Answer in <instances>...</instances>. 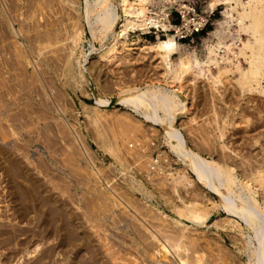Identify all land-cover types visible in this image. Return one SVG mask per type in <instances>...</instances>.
<instances>
[{
  "label": "bare ground",
  "instance_id": "obj_1",
  "mask_svg": "<svg viewBox=\"0 0 264 264\" xmlns=\"http://www.w3.org/2000/svg\"><path fill=\"white\" fill-rule=\"evenodd\" d=\"M14 1L16 2V0H14ZM56 1L59 2L61 0H56ZM63 1L65 4L67 3V5L69 3L73 4L72 6L75 8V11L78 10L79 4L77 1H79V0H62L61 3H63ZM162 1L169 4V5L171 4V6H175V8L179 11V13L181 14V22L179 24L172 23L169 20L168 7L164 6L163 8H160V9H154L153 7H151L152 0H83L82 17L84 19V22L87 24V26L89 28L88 32H90V39H89L90 46L88 49L89 52L95 50L99 53V57H100L99 60L100 59H102V61L107 60L108 62H112L113 64H119L120 62L126 63V64L132 63L137 59V57H141L142 59L145 58V59L153 60V71H147L143 77L138 76L140 78L135 79V80L133 79V81L132 80L128 81V80H125L123 78H119L116 81L115 85L117 87L116 88L117 89V97H116V100L114 102L120 103L122 105V107H124L127 110L134 113L136 116L141 118L142 121L148 123L149 126L151 127V129H161L162 130L161 138L163 140L162 142H164L166 144V147L168 148V153H166L165 150L156 149V152H155L156 156H154V155L149 153V151L151 150L149 148L147 152H144L141 155V157L143 156L144 164L141 167L140 173L143 175V177H145L146 182L152 186L151 190H148L147 188H143L140 180L137 179L136 176L132 175L133 172L131 173L128 170L127 166H124L122 169L127 170L128 174L130 175L129 182L131 181V183H132L131 188L133 190H138V192H142L143 194H146L148 197H153V196H155V194L153 192L154 189H157V190L163 189L162 191H164V188L168 186L171 190V191L169 190V192H172L171 196L174 197L173 200L177 199L172 204V207H173L172 209H173L174 215H169L167 213H164V211L161 210L158 206L151 204V203L149 204V205H152V209H153L152 212L159 219L158 223H156V220H155L156 224H154L153 221L151 222V220H150L151 215H148L149 219L146 216H138L137 220L139 222L137 221L136 224L132 223L133 224L132 225L130 222L127 223V224H131L132 225L131 227H134V224L137 225L138 230H136V228H135V230H136L135 234L138 231L139 235L141 233V235L145 236L144 239H142V241L139 240L137 242V244H136L137 246L133 249L135 251H130L131 249L126 250L127 248L125 249L126 251L124 250V248L120 249V251L124 250V253H125V255H124V253L121 252V255L123 253L124 256L127 255L126 257H129V259H130V260H128V261H130L129 263L124 262L125 261L124 258L126 259V257L123 258L121 255L120 256L118 255L119 254L118 249L116 250L118 253L115 252V250H114L115 248L113 247V245L116 243H114L112 245V242H110L112 246L110 245V243H108V240L110 238L109 239L107 238V237H109V236H106L107 232L104 234V232H103L104 230H103L102 232L104 235H102V236L98 235L97 239L99 241L102 240L100 242H102L101 245H104L105 249L104 248H102V249L105 250L106 259H109L108 262L111 261L110 263L114 262V264H236V262H238V261H239L238 264L239 263L241 264V262H242V264H264V142H262V141H264V140H262L263 138L260 139L258 136H253L252 142L247 141V142H249L248 144L252 143V145H258V147H256V146L255 147L257 148V151H258V149H260V153H261L260 158H259L260 154L258 153L259 154L258 158L256 157L254 160H250L247 158V156L246 157L244 156L245 154L242 155L239 152V150H237L238 147H236V146L234 147L233 145L232 146L228 145L224 142L223 137H224L225 131H223V126H221V128H220V125L219 126L216 125V127L215 126L214 127H215V130H217V132L214 130L216 132V135H215V138L213 140L215 141V139H216V140L220 141L219 144H217V146L219 145V147L221 149L219 147L218 148L220 149L221 153L223 150V153H222V155L220 154V158H214L212 156H205L197 148H193L192 146H190L189 143L187 142L185 136L182 134L180 128H178L177 125L175 124L176 118L179 116H185L188 122L196 123V117L193 114V110L189 107V101L188 100L191 99V96H190L191 94H190L189 90H190L191 85L194 86V84L198 80H200L201 78H204L207 81V84L209 85V90L211 91L210 92L211 94L213 92L218 93L217 90H218L219 86L223 83V80H226L228 85H230V87L237 92L239 97L243 96V95L245 97V94H247V93L249 94L250 92H254V93L257 92V94L261 93L264 95V0H208L206 6H207L209 11H214L218 6L222 7V11L220 13L221 18L216 21L215 27L212 28V30L208 31L207 35H209V38L205 39L204 55L202 58H199L197 56L195 50H192V51L191 50L190 51L181 50L182 44H181L180 39H181V37L187 35L190 32L198 31L200 28H202L204 26V24L206 23L208 18H206V16H204L202 14L196 13L194 8L190 4L188 2L185 3L183 0H162ZM31 3L35 4V1L31 2ZM31 3L29 2V4H31ZM39 3H40V1L38 0L37 4H39ZM29 4L27 3L28 6H29ZM40 4H43V3H40ZM40 4L38 5V7L36 5V7L39 8ZM31 5H30V7L32 8ZM43 6H44V4H43ZM64 6H66V5H64ZM67 7L68 6H66V7L61 6V8H67ZM9 8H10V5H9ZM9 8L5 4L2 5L0 8V13L3 16V19H5L3 21V23L5 22L4 26L1 28L2 29L4 27H5V29L7 28L9 30V32L12 33V35L17 38V44H21V42L19 40L21 30H16L14 28L13 21L9 15L10 14L9 11H11V13H12L13 10H9ZM74 8L71 7L72 10ZM40 9H41V7H40ZM29 10H30V8H29ZM40 12H42V10H40ZM191 12H192V14H190ZM18 13L20 14L21 11ZM49 22H47V23L50 25L51 23H49ZM232 23H233V29L231 32L230 31V25ZM2 25L3 24H1L0 26H2ZM43 27L45 28L46 26H43ZM39 29L36 30L34 28L33 30L38 31V33H39V31L43 32V33H39L38 36L40 35L41 38L43 37L44 39H47L49 37V35H52V34H50V32L54 33V30L50 31L49 29L48 30L44 29V31H43L42 27H41L42 30L41 29L39 30ZM151 29L155 30L154 31L155 37L153 40H148L146 37L143 36V34L148 33ZM22 30H24V29H22ZM135 31H140V33L137 34L136 37H134L130 41H128L127 40L128 39V33L129 32H135ZM36 33H35V35H37ZM184 33H185V35H183ZM82 35H83L82 29L80 27L75 26L73 31L65 37L69 41V43L71 44V45L69 44L70 45L69 50H67L68 47H66L67 52H69V53L73 52L75 46L82 39ZM3 37H5V36H3ZM52 37H53V35H52ZM28 38H30V37H28ZM31 38L33 40L39 41V42L45 41V40H43V38L41 39L40 37L38 39H34L37 37L33 38V36H31ZM51 39L52 38H50V40H48V44H49V41H51ZM93 39L98 40L99 47L93 46V44H92ZM13 40H15V39H13ZM56 40L58 41V39H56ZM52 41H53V39H52ZM59 41H60V39H59ZM30 43H33V42H31V40H30L29 44ZM45 43H47V41ZM62 44H64V42H62ZM65 44H66V41H65ZM45 47H48L47 44H46V46H42V47L38 46L37 50L35 49L36 51L32 50V51H34L33 53H35V54L32 55V57H31L30 54L27 53V55H25V53L28 52L29 49H32V48L28 45H23L22 49H25V52L23 51L22 54L24 56L25 64L26 65L27 64L32 65L36 70L37 66L38 65L40 66V64H38V61H39V63H40V61L44 62V61H42V59H39V56L41 54L42 49ZM19 49H21V48L19 47ZM22 49H21V51H22ZM220 49L223 50L221 54L218 53V51ZM123 52H125L126 54H123ZM80 53H82V52H80ZM88 54L89 53L83 52L80 55V59H76L74 64H76V66L79 70V73L82 76L81 79H84L86 82H90V84L92 86V93L91 94L93 96L94 102H93V104H91L90 108L94 109V111L96 112V114L98 116H102V114H104V113H102L101 111H103V112L105 111L102 108H107V107L111 106V102H110L108 96H106L105 94L99 93L95 90L93 77L89 73L88 66H86V63L88 62ZM66 55H67V53H66ZM22 59H21V61H23ZM240 59H243L245 61V64H246L245 66H241ZM64 61H65V59H64ZM49 62H50V60H49ZM220 62H222L223 65L218 66L216 71L213 73L210 69L211 65L217 66L218 63H220ZM47 63H48V61H47ZM70 63L71 62H68L66 64H70ZM23 65H24V63H23ZM26 65H24V67ZM65 66L67 69L68 65H65ZM62 68H63V66H62ZM36 73L38 74V72H36ZM133 73L135 74V72H133ZM134 74L131 76H134ZM53 75H54V73H53ZM139 82L143 83V85H138ZM74 83L76 84V82H74ZM58 93H59V95H61V93H63V92H61V93L58 92ZM231 93H233V92L230 91V95H231ZM237 94H236V97H238ZM62 95H61V97H62ZM213 96L214 95L212 94L211 95L212 102L214 101ZM231 96L233 97V95H231ZM54 97H56V96H54ZM246 100H248V99H246ZM29 101H30V99H29ZM235 101H236V99H235ZM238 101H239V104L241 105V103H240L241 101L237 100V102ZM10 102H12V101H10ZM14 102L15 101H13V103ZM13 103H12V105L15 104V103L14 104ZM29 103H31V102H29ZM29 103L27 105H29L31 107V105ZM49 103H47V104L49 105ZM53 103H55V102H53ZM42 105H44V104H42ZM213 105H214V103H213ZM229 105H231V104H229ZM232 105H233V102H232ZM232 105H231V107L228 106L229 109L227 110V113H230L231 115L229 114V116H231V117H229L228 115H224V119L227 118V116L229 119H228V121H226L227 119H225V121H223V124H230L231 126L233 125L232 128H234L235 126L237 128L239 126L240 130L243 133L245 132L244 135H246L247 130H248V132H249V130H252L253 128L255 130V126L256 127L258 126L256 124L259 122H257V123L254 122V123H256L254 126V123L252 124L253 120H255V121L262 120L264 123V115H261V112H264V111L258 109V107H256L254 109V110H256V109L258 110V115H257V117H255V119L252 120L253 117H250L248 115L249 113L246 112L252 108L251 105H250L251 107H249L247 105L250 109H248L246 111H244L245 109L241 108V106H240L241 109H239L238 103L234 104L233 106ZM35 106H36V104H35ZM37 106H36V109H37ZM59 106H57V108H60ZM247 106H246V108H247ZM33 107H34V105H33ZM49 107L50 106H47V108L50 110L51 108H49ZM237 107L239 110H237ZM253 108H254V106H253ZM36 109H32L31 110L32 112L29 111V109H25V110H28L32 114L33 111H37ZM62 109H64V108H62ZM7 110H10V109L7 108ZM16 110L18 111V108H16ZM1 111H3V113H4V110L1 109ZM41 111H40V113L34 112L35 115H37V113L40 114V117L38 116L39 119L44 118V117H41V116H43V114L41 115ZM59 111H61V110L59 109ZM55 112H56V110H55ZM57 112H58V109H57ZM61 112L63 113V111H61ZM77 112L79 113V111H77ZM15 113H17V112L15 111ZM21 113H23V112H21ZM254 113L257 114V111H255V112L253 111V114ZM11 114H13V113H11ZM18 114L19 113H17L16 116ZM0 115H2V113H0ZM21 115H23V114H21ZM29 115H30V113H29ZM97 115H95V116L97 117ZM215 115H216V113H215ZM10 116L12 118L13 117L16 118L15 115H10ZM20 116H19V118L17 117V122L18 121L21 122V119L27 122V120L23 119L24 117H20ZM50 116H52V115H50ZM50 116L49 117L47 116V118H50L49 121L52 118ZM251 116H253V115L251 114ZM3 117H5V116H3ZM6 117H7V115H6ZM11 117H10V119H11ZM38 117L36 119L34 118L35 123H37L36 120L38 119ZM235 117H236V119H235ZM47 118H45V119L48 121ZM41 119H40V121H41ZM59 119L61 121V118H59ZM0 120H1V118H0ZM10 121H12V119ZM28 121H30V120H28ZM44 121L45 120L43 119V122ZM17 122L15 121L14 124H13V122L11 124L16 128H7L8 130H11L12 134H14V135H15V133H17V131L20 130V129L18 130V128L20 126L18 127L17 126L18 124L17 125L15 124ZM48 122L46 123L47 125H48ZM61 122L65 123V125L69 129L67 127L66 128L71 133V134L68 133V134H70L69 136L73 137V138L71 137L72 141H70L69 137H68L69 140L66 139L67 137L65 139L70 141L71 142L70 144H73V142H74L73 146L75 145V141H76V144L78 146V147L77 146L76 147L79 148L84 153V155L80 151H78L79 149H76V147L74 146L76 151L78 152L79 155L81 153L82 154L81 156L83 158L86 157V160H84L83 158L82 159L90 167V169H89L90 172H89V170H87V168H85V169L83 168V169L87 171V174L88 173H94L93 175L96 174L98 177L97 182L101 181L99 174H98V172H99V170L97 169L98 167L96 168L97 165L95 166L94 162L90 159V157H92V155L89 154L90 156H87L88 154H86V153H88L87 151H89V149H88V147L85 146L86 144H83V140H82V138H81V136L77 130L78 128L76 129L73 126L74 123H71L66 118H62ZM8 123L9 122H7V124ZM24 123L25 122H23V124ZM35 123H33V124H35ZM206 123H208V122H206ZM26 124H29V123L27 122ZM33 124H31V125H33ZM51 124L49 126H52ZM0 125H1V123H0ZM61 125H63V124L60 123V127H64ZM1 126H3V125H1ZM8 126L10 127V125H8ZM13 126H11V127H13ZM29 126H30V124H29ZM49 126H47V127H49ZM58 128L56 127L55 129L57 130ZM61 129L62 128H60L58 130H61ZM15 130H17V131H15ZM49 130H50V128H49ZM240 130L238 132H240ZM30 131H32V130H30ZM37 131H39V130H37ZM43 131L45 132V130H43ZM61 131H63V129ZM69 131H67V132H69ZM35 132H36V130H35ZM44 132H42V134ZM51 132H54V131L52 130ZM64 132L65 131L62 132V135L67 133V132H65V133ZM215 132H214V134H215ZM6 133H7V131H6ZM9 133L10 132L8 131V135H9ZM46 133L47 132H45V134ZM58 133H61V132L59 131ZM212 133H211V135H212ZM18 134H19V132H18ZM24 134H26V133H24ZM36 134H37V136L40 135V134L38 135V133H36ZM36 134H35L34 138L37 139ZM45 134H43V136ZM49 134H50V132H49ZM49 134H47L46 136H48ZM142 134H143V132H142ZM252 134H251V136H252ZM0 135L2 137L4 136L1 134V129H0ZM33 135L34 134L32 132V136ZM52 135L54 136V134H52ZM55 135H56V133H55ZM240 135H243V134L241 133ZM16 136H17V134H16ZM40 136H42V135H40ZM46 136H44V137H46ZM56 136H58V135H56ZM95 136H97V135H95ZM233 136L236 137L235 135H233ZM142 137H145V136H142ZM234 137H233V139H234ZM17 138L19 139V137H17ZM24 138L26 139V137H24ZM62 138H63V136H62ZM98 138L95 140H99ZM28 139H26L27 142H28ZM36 139L34 141H37ZM38 139H39V137H38ZM259 139L261 140V142ZM26 140H24V141H26ZM50 140H52V139H50ZM73 140H75V141H73ZM240 140H241V138H240ZM245 140H247V138L245 139V137H244V141ZM99 141H102V140L100 139ZM11 142H9V143H11ZM52 142H54V141L52 140ZM59 142H60V140H59ZM64 142H66V141H64ZM42 143H43V146L47 145V144H45V141ZM42 143H41V145H42ZM46 143L49 144V142H46ZM101 143L102 142H97V144L100 147H104V144L103 143L101 144ZM235 143L236 142L234 140V144ZM241 143H243V140ZM245 143H246V141H245ZM6 144H8V142ZM15 144L14 145L11 144L13 148L10 147V148H12L10 152H12V150L15 149L14 147L17 148L18 143L16 144L17 146ZM22 144L23 143H21L20 146H22ZM58 144H59V146H61L60 143H58ZM229 144H231V143H229ZM52 145H53V143H52ZM55 145H57L56 141H55ZM236 145H239V143ZM252 145H251V147H253ZM33 147H35V146H33ZM55 147H57V146H55ZM242 147L243 146H241V148ZM21 148H17V149L21 150ZM45 148H48V146H45ZM70 148H71V146H70ZM32 149L28 148V152L30 150L32 152L35 151L34 148H32ZM50 149H51V147H50ZM55 149H57V151H58V148H55ZM59 149H60V147H59ZM62 149H64V148H62ZM72 149H73V147H72ZM75 149H74V151H75ZM47 150H49V148ZM51 150L54 153V148ZM26 151H27V149H25L24 153H27ZM19 152H23V151L21 150ZM50 152H49V154H50ZM241 152H243V149ZM12 153H10L11 154L10 155V154H8V151H6L5 147H3V146H2V148L0 147V158L2 156L4 157V155H5V157H7L9 155L8 157H10V158L14 154L16 155V157L18 156L15 153V151ZM35 153L38 154V152H35ZM252 154H254V153H252ZM252 154L249 153L248 157L251 158V156H253ZM255 154L256 155H254V156L258 155L257 152ZM23 156H27V155L25 154ZM34 156H35V154H34ZM81 156H79V157H81ZM16 157H14V158H16ZM31 157H32V155H31ZM50 157H48V158H50ZM87 157H88V159H87ZM36 158H37V155H36ZM6 159L7 160H5V161L3 160V161L4 162L8 161V158H6ZM17 160H19V159H16V161ZM22 160H24V159H22ZM22 160H21V162H23ZM25 160H27V158ZM28 160H29V158H28ZM42 160H43V158H42ZM51 160H53V159H51ZM34 161H35V159H34ZM38 161L36 159V162L34 164H37ZM14 162L15 161H13V163ZM21 162H18V163H21ZM174 162H178L179 166L174 167L173 166ZM7 163H9V162H6V164ZM11 163H12V161H11ZM23 163L25 165V162H23ZM30 163H29V166H28V163H26L27 166L23 165L24 168L25 167L26 168L29 167V168H27V170H25L26 169L25 168L23 171L22 170L23 167H22L21 170L24 173L22 175L20 174V172H21L20 169H19L20 171L17 170L19 172L17 174V171H16L17 166L15 165L16 167H13V170H12V171H14L12 173L14 176L13 177L14 180L12 179V177L9 178V179H11V182L14 181L12 183L10 182V184H12V185L11 186L9 185V186L12 189L10 192L14 195L12 197L15 198V199L13 198V200L17 201V203L15 205H12L13 207L14 206L16 207V205H17V207L15 209L13 208V210H15V213L18 212V217H20V219H22L20 221H23V219L27 220L28 218H26V215H28V214L30 215V213H35L34 217L36 218V216H37L36 220H38L39 222L41 221V224L43 225L42 229L44 230V233L40 232V233H42L41 235H43V236L46 235V236H48L49 239H50V236H54V235L57 236V234H54L57 230H59V234H60L61 230L59 228L64 226V229L66 228L65 230L68 229V235L69 236L68 235L66 236L65 234H60V236H61L60 241L62 243L66 242L64 244H62L61 242L60 243L64 246L66 245L67 247H69L68 249L71 251V253H73L72 256H67L65 254L67 256V258L69 257V259L67 260L69 262H67V263H69V264H104L103 262L101 263V261L103 259L101 260V257H99V252H98L99 247H97V249H96L93 246V245H97V244L92 243V242H94V240L92 241V239H91V236H93V235L91 233H90L91 234L90 235L88 232L85 235L84 234L81 235L84 232V229L82 227L83 231L79 232V233H81L79 236L78 231L76 229H78L80 227L78 225L81 224V222L79 223L77 220V222H78L77 223V222H75L76 220L75 221L73 220L74 218L72 219L70 214L74 213V212H72L73 210H69V211H71V213L69 212V216L67 213L68 217L65 216V220L61 219L59 226H57L56 223H58V222H56L55 219H57L61 215H59L58 217L56 216L57 218H55L54 217L55 215H53V213L55 214L56 211L57 212L60 211L58 208L63 209V208H61L62 203H59L58 204L59 206H57V203H56L58 201L57 197H55L56 199L54 198L56 191L54 193V191L52 190V194H54L53 197L48 196L46 198V196L44 195L46 191H47L46 195L48 194V192L50 193V191H51L50 188L53 186V184L55 182L52 184V186L50 183L52 182V180L54 181L56 179V178L55 179L53 178L50 180V178L55 177V174L53 173L52 175H54V176H51V177L49 175L48 179H45L46 176L44 179H42V182L44 180L50 181V183H47V185L48 184L50 185V187L48 186L50 191L47 190L48 187L46 186V188L44 187L46 191L45 192H44V190L42 191V192H44V194H43L42 192H40L41 190L39 191V187L41 186L40 185L41 183L39 184L40 180L37 182L35 179L36 175L38 178L40 176V174L38 173L39 174L38 175L36 171L33 173H32V171H30V172L28 171V169H31V167H33V166H30L31 165ZM40 163H42V161H40L38 164L40 165ZM15 164H16V162H15ZM22 164H19V167ZM38 164L36 166L34 165L35 168L37 166H39ZM46 164H42V166L45 165L47 167L48 165H46ZM120 164H121V162H120ZM10 166H14V165L10 164ZM45 166H43V168L42 167H40V168L44 169ZM4 167H6V166H4ZM3 169H5V170H3L4 172H7V170H8L7 168H3ZM10 169L11 168H9L8 172H10ZM44 170L46 171L47 169H44ZM64 170H66V169H64ZM15 171H16V173H15ZM37 171H40V170H37ZM42 172H43V170L40 173H42ZM34 173L36 174L35 177L33 176ZM12 174H10V175H12ZM66 175H67V173H66ZM96 175L94 176V178L92 177V180L96 179ZM20 177L22 179H24V181L22 179H20ZM62 178L63 177H61V179ZM39 179H41V178H39ZM61 179H59V180H61ZM80 179L83 180V178H80ZM63 180H64V178H63ZM63 180H61V181H63ZM82 180H80V181H82ZM46 181H44L45 183L44 182L42 183L43 184L42 186H44V184L46 185ZM74 181H76V180H74ZM64 182H65V180H64ZM76 182L78 183L79 180ZM92 182H94V181H92ZM56 183L53 186L54 188H52L54 190H55V187L57 189V187L59 186V185L56 186ZM104 183H106V185H107V181L104 180ZM57 184H59V183H57ZM64 184L65 183H63L62 185H64ZM79 184L82 185V183H79ZM84 184L85 183L83 182V185ZM88 184H89V182H88ZM88 184H87V186H88ZM161 184L162 185L165 184V187L163 185L162 187H164V188H162V187L158 188V185L160 186ZM62 185H61V188L58 187L61 190L64 188V186H62ZM69 185H71V184H69ZM71 186L73 187V185H71ZM71 186H69V187H71ZM85 186L86 185H84V187ZM69 187H65V188H69ZM107 188L109 191L108 190L106 191V193H108L106 195L110 196V199H111L110 201H108V203L112 201L111 204L113 203L114 206L118 207L119 205H121L120 206L121 209L123 208V209H125V211L131 210V207L129 206V204L127 202H125L123 199H121L119 195H117L118 192L115 191V188L113 186H111V183H110V186ZM40 189H43V188L40 187ZM69 189H71V188H69ZM89 189H91L92 191H95L96 187H95V189L94 188H89ZM168 189L165 188L166 191H168ZM86 191H88V190H86ZM98 191H99V189L97 190V192ZM162 191H161V193H162ZM62 192H63V190H62ZM64 192L66 194H71V193H69V191L67 193V190ZM73 192H75V191H73ZM79 192H80V190H79ZM99 192L103 195V193L105 191L101 192V190H100ZM57 193H59V192L57 191ZM57 193H56V195H57ZM93 193L97 195V193L92 192V194ZM100 193H98V195ZM59 194H58V196H59ZM83 194L84 193L82 192V195ZM73 195L75 196V193H73L71 195V197H73ZM103 196H102L103 198L106 197L105 193ZM160 196H163V195L161 194ZM49 197L51 198V200L53 198L55 199V200H53V203L49 202V199H50ZM64 197L65 196H63V198ZM75 197L73 199H75ZM80 197L82 198V196H80ZM102 197L100 198L101 202H102ZM61 198L62 197H60V199ZM65 198L67 199V197H65ZM97 198H98V196H97ZM107 198H109V197H106V199ZM70 199H72V198H69L68 200H70ZM86 199L89 202L90 197L89 198L87 197L84 200H86ZM100 199H99V202H100ZM166 199H164V200H166ZM169 199H170V197H169ZM65 200L63 199V201H61V202H63L64 206H65V203H64ZM78 200H83V198L78 199ZM94 200H95V198H94ZM71 202L74 203L75 201L73 202V200H72ZM78 202H83V201H78ZM104 202L105 201L103 200V203ZM6 203H8V202H6ZM103 203L99 207L107 204L106 202H105L106 204H103ZM166 203H168V202H166ZM66 204H68L67 201H66ZM97 204H99V203H97ZM111 204L109 203L106 206L111 205ZM169 204H170V202H169ZM74 205H76V204H74ZM84 205H86V204L84 203ZM68 206L66 205L65 207H68ZM108 207H110V206H108ZM120 207H119V209H120ZM87 208L91 209V211L94 212V210H92V208L88 207V205H87ZM103 208H104V206H103ZM114 208H116V207H114ZM210 208H215L217 211L216 213L218 214L217 217H215L212 220H210V217L212 215L209 211ZM75 209H77V208H75ZM83 209L88 210V209H85L84 207H83ZM121 209H120V211H121ZM97 210H98V212H100V210L98 208H97ZM97 210H96L95 214L98 213ZM103 210H102V212L106 211V209H105V211H103ZM128 211H126V212H128ZM62 212H64V211H62ZM62 212L60 211V213L63 215ZM76 212H77V210H75V216L79 214V213L76 214ZM84 212H86V211H84ZM102 212H100V213H102ZM123 212H124V210H123ZM15 213H12V216ZM65 213H66V211H65ZM91 213L89 214V216L95 217L94 213H92V215H91ZM82 214H83V212H82ZM119 214H121V213H119ZM57 215H58V213H57ZM121 215H120V217H122L121 218L122 222H125V220L123 221V219H125V217L121 216ZM7 216H9V215H7ZM80 216L82 218V215H80ZM83 216L86 219L88 218L87 215L85 217V214ZM15 217H17V216H15ZM79 217H76V218H79ZM106 217L108 218L110 216H106ZM152 217H154V215ZM0 218L4 219L2 217V215ZM12 218H10V219H12ZM30 218H33V217H30ZM95 218H93V219H95ZM5 219L7 220L6 217H5ZM68 219H69V221H68ZM113 219L116 220V222H117V219H115V218H113ZM153 219H155V218H153ZM85 220H82V223ZM90 220H91V218L88 221L86 220L87 222L85 221L87 224L85 222L84 223L86 225H89L90 223L88 224V222H90ZM100 220H101V218L99 220H97V225H96V222H94L96 226H99L98 224H100V223H98V221H100ZM162 220L164 222H161ZM33 221H35V220H33ZM57 221H58V219H57ZM94 221H96V220H94ZM106 221H107V219H106ZM106 221H105V223H107ZM16 222H18V221H16ZM109 222H111V221H109ZM126 222L124 223L125 225H126ZM2 223H4L3 225H5L4 221ZM8 223H9V221H8ZM34 223L36 224L37 221ZM94 223H91L92 225H90V226H92V228H96L95 225L93 226ZM102 223L103 222H101V224ZM105 223H104V226L106 225ZM111 223H108V224H111ZM117 223H120V222L118 221ZM0 224H1V221H0ZM25 224H27V223L25 222ZM31 224H33V223H31ZM138 224H139V226H138ZM165 225L168 227V229H166L167 227ZM36 226H37V224L35 225V227ZM38 226H39V224H38ZM81 226H82V224H81ZM111 226L113 227V225H111ZM163 226L166 228H164ZM28 227L31 228L32 226L29 224ZM28 227H27V229H30ZM106 227H107V225H106ZM106 227H102V228H106ZM138 227H140V228H138ZM203 227H207V228L212 227L217 231L219 229H221V230L227 229L228 227L230 229H232L233 232H232V234H229V235L233 237L234 243L238 244V246L240 247L238 252L235 253L232 250L226 248L225 244L223 243V239H220L221 235L218 234L220 237H214L213 238L214 240L210 237V239L215 241L216 244L218 243L217 244L218 248L214 245L215 242L213 243V241H211L213 244H209V245L215 246V248H213L215 252L213 251V249L210 246L208 248L205 247L206 249L211 248V252L213 251V253H214L213 259H212V255H211V260H210V257L208 259L207 257L210 256L211 253L208 250L206 251V249L203 247V245H205V244L208 245V242H209L208 238L207 239L205 238L206 233H204L203 230H201ZM0 228H2V227L0 226ZM32 228H34V226ZM32 228H31V233H33V231H35V228L34 229H32ZM16 229L14 227L13 230H16ZM22 229H23V227H22ZM22 229H21V231H22ZM24 229H26V228H24ZM71 229H73V231ZM98 229H99V227H98ZM115 229H116V227H115ZM131 229H133V228H131ZM199 229H200V231H199ZM9 230L11 231V229H9ZM9 230L8 231L5 230V231L9 233ZM5 231L0 229V233H2L1 235H3V233H6ZM63 231L64 230H62L61 233H64ZM86 231H88V230H86ZM98 231H100V230H98ZM107 231H108V228H107ZM132 231L134 232V230H132ZM197 231H199V232H197ZM204 231H206V230H204ZM22 232L19 231L20 234ZM8 233H7V235H9ZM16 233H18V232H16ZM37 233H39V232H37ZM92 233L94 234L93 229H92ZM96 233L98 234L99 232H96ZM229 233H230V231H229ZM126 234H124V235L127 237L128 235H126ZM22 235H23V233H22ZM24 235L27 236L28 234L27 235L24 234ZM34 235H33L34 237L40 236L38 234L36 235V233H34ZM139 235H137V236H139ZM225 235H226V233H225ZM229 235L227 237L230 238ZM29 236H31V235H29ZM60 236H59V238H60ZM213 236H214V234H213ZM5 237H7V236H5ZM16 237H18V236L16 235ZM1 238H3V237H1ZM1 238H0V240L2 242L5 238H3V240ZM9 238L12 239L11 236ZM28 238H30V237H28ZM52 238L53 237H51V241L53 242L54 240H52ZM121 238H123V237H121ZM136 238H139V237H136ZM141 238H142V236H141ZM202 238L204 240L206 239L208 242H206V240H205L206 243L204 242L205 244H203L202 243L203 241L200 242V240ZM11 239H9V240L11 241ZM15 239L17 240V238H15ZM20 239H22V237H20ZM34 239H37V238H34ZM46 239H47V237H46ZM49 239H47V240H49ZM130 240H132V239H130ZM143 240H145V241H143ZM10 241H7V243L9 242V244H10ZM19 241H22V240H19ZM30 241H31V239H30ZM34 241H32V242H34ZM3 242H6V240ZM117 242H119V241H117ZM121 242H123V241H121ZM19 243L20 242H18L17 244H19ZM26 243H24V241H23L20 244L25 245ZM29 243L30 242H28L27 244L31 245ZM45 243H46V240H45ZM4 244H6V243H4ZM40 244H42V243H40ZM40 244H39V242L36 243L35 246L33 247V249L30 247L31 250L30 249L29 250L24 249L22 254H20L22 251L19 252L20 248L18 246L17 250H19V251L17 252V254L14 252L15 255L13 254L12 258L8 257V258H10V260H9V262H7L8 261V259H7V261H5V263L7 262V264H19L22 256H24L25 254L26 255L31 254V253L34 254V252L39 250L38 248L40 247ZM61 244H59V245H61ZM141 244H142V246H140ZM14 245H16V243ZM44 245L45 244H43V246ZM50 245H51V243H50ZM62 245L60 247H63ZM123 245L125 246V244H123ZM128 245H129V243H128ZM57 246H55V247H57ZM51 247L53 248V243H52ZM60 247H59V250H60ZM115 247L117 248L118 246H115ZM121 247H123V246L121 245ZM41 248H42V246L40 247V249ZM63 248H65V247H63ZM43 249H42V251H45V249L44 250ZM50 249H48V250H50ZM12 250H13V248H12ZM14 250H15V247H14ZM48 250H46V252H48ZM64 250L67 251V248ZM104 250H102V251H104ZM39 251H41V250H39ZM61 251L64 253L63 250H61ZM55 252H56V250H55ZM57 252H58V250H57ZM207 252H209L210 254H207ZM60 253H59V255H60ZM100 253H102V252H100ZM9 254H10V252H9ZM9 254H7V255L9 256ZM36 254H38V253H35V255ZM44 254H45V252H40V255L39 256L36 255V256H37V258L39 257L40 259H42L45 256ZM67 254H69V251ZM48 255L50 257L51 254H49V252H48ZM242 255L245 257V259H242ZM31 256H33V255H31ZM46 256H45V258H47ZM51 256H53V255H51ZM62 256H63V254H62ZM66 256H65V258H66ZM23 258H25V256ZM37 258L35 257V259H37ZM35 259H34V262H35ZM44 259H42V260H44ZM22 261H21V263H22ZM38 263H39V261H38ZM46 263H48V262H46ZM67 263H65V264H67ZM42 264H45V262L44 263L42 262ZM60 264H61V262H60Z\"/></svg>",
  "mask_w": 264,
  "mask_h": 264
},
{
  "label": "rangeland",
  "instance_id": "obj_2",
  "mask_svg": "<svg viewBox=\"0 0 264 264\" xmlns=\"http://www.w3.org/2000/svg\"><path fill=\"white\" fill-rule=\"evenodd\" d=\"M0 1H1L0 2V8L4 4L7 5L8 8H9V5H10L9 10H13V11H12V13H11V11H9V13H10L9 15H10V18L12 19V21H13V26H14V28L16 30H21V34H20V37H19V40H20L21 44H17V38L15 36H13L12 33H10L7 28L6 29H5V27L3 29L1 28V27L4 26L5 22L3 23V21L5 19H3V16L0 13V16H1L0 17V25L3 24L2 26H0V28H1L0 29V35H1L0 36V113H2V115H0V118H1L0 123H1V125H3V126L0 125V127H1L0 129H1V134L4 135L3 137L0 135V145H1L0 147L1 148H2V146L5 147L6 151H8V154H10V153L15 151V153L18 155L17 157H16L15 154H14L15 156L12 155L11 156L12 159L10 157H8L9 155L8 156L6 155L7 157H5V155H4L5 158L3 156L0 158L1 159L0 160V214L4 218V219L0 218L1 219L0 220L1 221L0 226L2 227L0 229H2L4 231L5 230L8 231L9 229H11V231H12L11 232L9 230V233L5 231L6 233H3V235H1L2 233H0V238L3 237L5 239L4 240H3V238H1V239L3 241L6 240V242H3V241L1 242V240H0V264H7V262H9V260H10V258H8V257L12 258V255L13 254L15 255V253L17 254V252L19 250H20L19 252L22 251L20 253V254H22L24 249L25 250L26 249H28V250L30 249L31 250V248L33 249L35 244L38 243V242H39V244L42 243V244H40V247L42 246V248L41 249H40V247L38 248L41 251L38 250V251L34 252V254H32V253L28 254L29 256L25 254L24 255L25 258H23L24 256H22V258L20 260L21 261L23 260V261H22V263L20 261L19 264H37L38 261H39L40 264H42V262L43 263L45 262V264H60V262H61V264H63V263L65 264V263L69 262V261H67L69 259V257L67 258V256H72L73 255V253H71V251L68 249L69 247H67L66 245L65 246L62 245L64 243H66V242L62 243L60 241L61 240L60 234H65L67 236L68 235V229L65 230L66 228L64 229V226L59 228L61 231L64 230L63 231L64 233H61V231H60V234H59V230H57L54 233V234H57V236L53 234L54 236H50V239H49L48 236L41 235L42 233H44V230L42 229L43 225L41 224V221L39 222L38 220H36L37 216H36V218L34 217L35 213H30L31 216L28 214L30 217H33V218H30L28 215H26V218H28L27 219L28 221L26 219H23V221H20L22 219H20V217H18V212L15 213V210H13V208L15 209L17 207V205H16V207L15 206L13 207L12 205H15L17 203V201L13 200L14 197H12V196H14V195L10 192L12 190L11 187H10L12 184H10L11 179H9V178L12 177V179L14 180V178H13L14 176L12 174L14 172V171H12L13 167L17 166L16 167L17 168L16 171L17 170L20 171L22 169V167H23L22 170L24 171V169L26 168V167L24 168V166H27L26 163H28V166H29L30 162H31L30 166H33V167H31L32 170L28 169V171L29 172L32 171V173L36 171L37 174L38 173L40 174V176L38 178H37V175L35 173L33 174L34 177L36 175L35 179H36L37 182L40 180L39 181V184L41 183L40 187L43 188V189H40V187H39V191L41 190L40 192H42L43 190L45 192L46 191L45 190L46 186L50 187L49 184L47 185V183H50L49 180H47V181L44 180V181H46V185L44 184V186H42L43 185L42 183L44 182V181L42 182V179H44L45 176H46L45 179H48L49 175H50V177L54 176V175H52L53 173L55 174V177L50 178V180L53 179V178L54 179L56 178V179L54 181L52 180V182L50 183L51 186H52V184L54 182L55 183L56 182L59 183V184L56 183V186L59 185L58 187H60V188H61V185L63 183H65V184L67 183L68 184V185L67 184L66 185L65 184L62 185V186H64V188L62 189L63 192L58 187H57V189L55 187V190L52 189V188H54L53 186L55 185V183L50 188L51 191L49 190V187L47 188V190L50 191L51 194L48 192V194L46 195L47 191L45 192V194H44V192H42L46 196V198L48 196H50V197L52 196L53 197L54 194H52V190L54 191V193H55V191H56V193H57V191L59 193L61 192L60 193L61 195L59 193H57V195H56V193H55V196H54V198L57 197V200H58L56 202L57 206H59L58 205L59 203H62L61 204L62 205L61 208H63V209H60V208H58V209L61 212L64 211V212H62L63 215L60 213V211H58V212L56 211L55 214L53 213V215H55L54 216L55 218H57L59 215H61V216H59L57 218L58 221H57V219H55V221L58 222V223H56L57 226H59L61 219L65 220V216H67V213H68V216H69V212L71 213V211H69V210H73L72 212H74V213H71L72 215L70 214V216L72 217V219L74 218L73 219L74 221L76 220L75 222H77V220H78V222L79 223L81 222V224H82V226H81V224H79L78 226H80V227L78 229H76L78 231L79 236L81 234L79 232L83 231L82 230V227H83L84 232L81 235H83V234L85 235V234H87V232L89 234L91 233L93 235V236H91L92 241L94 240V242H92V243L97 244L98 246L97 245H93V244L92 245L96 249H97V247H99L98 248L99 257H101V260L103 259L101 261V263L103 262L104 264H106V263L107 264H114V262L110 263L111 261L108 262L109 259H106L104 245H101L102 242H100V241H102V240L99 241L97 239V236L98 235L102 236V235H104L107 232L106 236H109V237H107L108 239L110 238L108 240V243L112 242V245L114 243H116V244L113 245V247L115 248L114 249L115 252H117L116 251L117 249L119 250V254H118L119 256L121 255V252L124 253V250L126 248H127L126 250H128V249L130 250L131 249L130 251H135L133 249L137 246L136 245L137 242L139 240L142 241V239H144V237H145L144 235H141V233H140V235L142 236V238H141V236L138 234L139 233L138 231L135 234V231L138 230L137 229V225H135L137 223V221H138L137 217L138 216H146L149 219L148 215H151V218H150L151 222L153 221V223L156 224V223H158L159 219L152 212L153 211L152 205H149V204L151 203V204H154V205L158 206L161 210L164 211V213H167L169 215H174L173 209H172L173 208L172 204L175 202V200H177V199L173 200L174 197L171 196L172 192H169L170 188L167 185H166L167 187H165V184H163V185H164L165 188H167V189L169 188L168 191H166L165 188L162 187L163 186L162 184L160 186L158 185V188L162 187V188H164V191H162L163 189H160V190L154 189L153 192H154L155 196H153V197H148L146 194H143L142 192H138V190H133L131 188L132 183H131V181L129 182L130 175L128 174L127 170H123L122 169L124 166H127L128 170L131 173L133 172L132 175L136 176V178L140 180L142 187L143 188H147L148 190H151L152 186L149 185V183L146 182L145 177H143V175L140 173L141 167L144 164L143 156L141 157V155L144 152H147L149 148L151 149L149 151V153L154 155V156H156V153H155L156 149L165 150V152L168 153V148L166 147V144L164 142H162L163 140L161 138V134H162V130L161 129H151V127L149 126L148 123L142 121V119L139 118L138 116H136L134 113H132L131 111H129L126 108L122 107V105L120 103H117V102L115 103L114 102L116 100V97H117V89H116L117 87L115 85L116 81L119 78H123V79L128 80V81H131V80L133 81V79L135 80V79L140 78L138 76L143 77L144 74L147 71H153V60L145 59V58L142 59L141 57H137V59L134 62H132V63H127L126 64V63H121L120 62L119 64H113L112 62H108L107 60H103V61H102V59L99 60L100 57H99V53L97 51L93 50V51L89 52L88 49H89V46H90V44H89L90 32H88L89 28H88L87 24L84 22V19L82 17L83 0L77 1L78 4H79V7H78V10H76V11H75V8L72 6L73 4L69 3L67 5V3L66 4L64 3V1H63V3H61L62 0L59 1V2L56 1V0H51V1L50 0H39L40 3L44 4V6H43V4L39 3L40 4L39 8H37L38 5H39V4H37L38 0H32V1L31 0H16V2L14 0H4L5 2L3 0H0ZM28 1L30 3L35 1V4L31 3L32 4L31 5V4H29ZM183 1L185 3L188 2L194 8L196 13L202 14V15L206 16V18H208L206 23L204 24V26L202 28H200L198 31H193L191 33H188L187 35L181 37V39H180L181 44H182L181 50H183V51L195 50L197 56L199 58H202L203 55H204V42H205V39L209 38V35H207L208 31L212 30V28H214L215 25H216V21L221 18V14L220 13L222 11V7L218 6L214 11H209L207 6H206L208 0H183ZM27 3L29 4V6L27 5ZM30 5L32 6V8L30 7ZM36 5H37V7H36ZM64 5L68 6L69 8L68 7L67 8H61V6L62 7H66ZM70 6L72 8H74V9L72 10ZM164 6L168 7V12L170 14L169 15V20L172 23H178L179 24L180 21H181V14L175 8V6H171V4L169 5V4L165 3V2H163L162 0H152L151 7H153L154 9H160V8H163ZM40 7H41V9H40ZM29 8H30V10H29ZM39 9L42 10V12H40ZM20 11H21V13L19 14L18 12H20ZM190 14H192V12ZM47 22H49L51 24L49 25ZM43 26H46L47 28L46 27L44 28ZM75 26L80 27L82 29L83 35H82V39L75 46L73 52L69 53V52L66 51V47H68L67 50H69V46L71 44L69 43V41L65 37L69 33H71L73 31ZM33 27L36 30H38L39 28L41 29V27H42L43 31H44V29H46V30L49 29L50 31L54 30V33L50 32V34H52L53 37H52V35H49V37L47 39H44L42 37L43 40H45V41H42V42L35 41V40H33L31 38V36H33V38L37 37V38H34V39H38L39 37L41 38V36L40 35L38 36V34L39 33H43V32L39 31V33H38V31L33 30L34 29ZM21 28L24 29V30H22ZM232 29H233V23L230 25V31L231 32H232ZM154 31H155L154 29H151L148 33L143 34V36L146 37L148 40H153L154 37H155V34H154L155 32ZM35 33L37 35H35ZM139 33H140V31L129 32L127 40L130 41L132 38L136 37V35L139 34ZM3 36H5V37H3ZM28 37H30V38H28ZM50 38H52L53 41L51 39V41H49V44H50L49 45L48 44V40H50ZM13 39H15V40H13ZM56 39H58V41ZM59 39H60V41H59ZM30 40H31V42H33V43H30L32 46L29 44ZM46 41H47V43H45ZM65 41H66L67 45L65 44ZM62 42H64V44H62ZM46 44H47L48 47L43 48L42 51H41V54L39 56V59H42V61H44V62L40 61V63H39V61H38V64H40V66L38 65L36 70L30 64L29 65L27 64L28 65L27 66L25 64L24 56L22 54L23 51L25 52V49H22V46L23 45H28V46H30L32 48V49H29V51L25 53V55H27V53H28L32 57V55L35 54L33 52L37 50L38 46L42 47V46H46ZM92 44L95 47H99V42L96 39L92 40ZM19 47L22 49V51H21V49H19ZM32 50H34V51H32ZM222 51L223 50L220 49L218 51V53L221 54ZM65 52L67 53V55H66ZM80 52L89 53L88 54V62L86 63V66H88L89 73L93 77L95 90L97 92H99V93H102V94H105L106 96H108V98H109V100L111 102V106H109L107 108H102L103 110H105L104 112L101 111L102 113H104V114H102V116H98L96 114V112L94 111V109L90 108L91 104H93V102H94L93 96L91 94L92 93V86H91L90 82H86L84 79H81L82 76L80 75L76 64H74L76 59H80V55L82 54ZM123 54H126V53L123 52ZM21 59L23 61H21ZM48 59L50 60V62H49ZM64 59H65V61H64ZM47 61H48V63H47ZM68 62H71L72 64L71 63L70 64H66ZM23 63H24V65H26L25 67H24ZM221 63L222 62L218 63L217 66L211 65V67H210L211 71L214 73L218 66L223 65V63L222 64ZM240 64H241V66H245L246 65L245 61L243 59H240ZM65 65H68L67 69H66ZM62 66H63V68H62ZM36 72H38L39 75ZM133 72H135V74ZM53 73H54V75H53ZM133 74H134V76H131ZM74 82H76V84ZM138 85H143V83L139 82ZM189 91H190V94H191L190 95L191 99L188 100L189 101V107L193 110V114L196 117V123L188 122L185 116H179V117L176 118L175 124L177 125L178 128H180L182 134L185 136V138H186V140H187V142L189 143L190 146H192L193 148H197L205 156H212L214 158H220V154L222 155V153H223V150H222V153H221V151H220L221 148L219 147V145L217 146V144H219L220 141H218L216 139H215V141L213 140L215 138V135H216V132H217V130H215V127H216V125H218V126L220 125V128H221V126H223V131H225L223 140H224V142L226 144L231 145V146L233 145L234 147L235 146L238 147L237 150H239V152L242 155L245 154L244 156L245 157L247 156V158L250 159V160H254L256 157L258 158L259 154H260L259 158L261 157L260 149H258V151H259L258 152L257 148H256V147H258V145H252V143L248 144L249 142H247V141L252 142V137L253 136H258L260 139L263 138L262 140H264V123H263V121L262 120H260V121L253 120L258 115V110L257 109L254 110L256 107H258V109L264 111V109H263L264 108V98H263L264 95L263 94H261V93L257 94V92L256 93L250 92L249 94L248 93L245 94V97H244V95L239 97L237 92L234 89H232L230 87V85H228L227 81L223 80V83L219 86V88L217 90L218 93L217 92H213L212 93L214 95L213 96L214 97L213 98L214 101L212 102V97H211L212 94L210 93L211 91L209 90V85L207 84V81L204 78H201L200 80H198L194 84V86L191 85ZM230 91L233 92V93H231V95H233V97L230 95ZM58 92H60V93L63 92V93H61V95L63 94L64 96L62 95V97H61V95H59ZM236 94H237L238 97H236ZM54 96H56V97H54ZM29 99H30V101H29ZM235 99H236V101H235ZM246 99H248L249 101L246 100ZM237 100L241 101L240 102L241 105L239 104V101L237 102ZM10 101H12V102H10ZM13 101H15L14 102L15 104L13 103ZM28 101L31 102V103H29ZM46 102L47 103L50 102L51 104L49 103V105H48ZM53 102H55L56 104L53 103ZM232 102H233V105L238 103L239 109L244 108L245 109L244 111L250 109L249 107L252 106V108H251L252 110L250 109V110H248L246 112L249 113L248 115L250 117H253L252 118V120H253L252 124L254 122H256V123L259 122V123H257V124L254 123V126H255V124L258 125L257 126L258 128L255 126V130H254V128L252 130H249V132L247 130V132H248V133L246 132L247 136L244 135L245 132L243 133L240 130L239 126L237 128H236V126L234 128H232L233 125L231 126L230 124H223V121H225V119H227L226 121H228V119H229L228 116H229L230 113H227V110L229 109V107H231ZM245 102L246 103L248 102V103L246 104ZM12 103L14 105H12ZM28 103L31 105V107L29 105H27ZM213 103H214V105H213ZM32 104L34 105V107H33ZM35 104H36V106L37 105L39 106V107L37 106V109H36ZM42 104H44V105H42ZM229 104H231V105H229ZM244 104L246 106L248 105L249 107L247 106V108H246V106ZM46 105L50 106L49 108H51V109L49 110ZM56 105L57 106L60 105L59 106L60 108H57ZM240 106H241V108H240ZM253 106H254V108H253ZM15 107L18 108V111L16 110ZM23 107L24 108L26 107L25 109H29V111H31L32 109H36L37 111H33V113L34 112L35 113L36 112L40 113V111L42 110L41 111V115L43 114V116H41V117H44L43 119L45 121L43 122V119H41V118H40L41 119V121H40V119H39L40 114L39 113H37V115H35V113L34 114L32 113L33 114L32 115L31 114L32 111L29 112L28 110H25ZM7 108H9L10 110H7ZM62 108H64V109H62ZM1 109L4 110V113H3V111H1ZM57 109H58V112H57ZM59 109L61 111H63V113L61 111H59ZM239 109L237 107V110H239ZM55 110H56V112H55ZM15 111L17 113H19L17 116H16L17 113H15ZM77 111H79V113ZM253 111L254 112L257 111V114L256 113L253 114ZM21 112H23V113H21ZM214 112L216 113V115H215ZM11 113H13V114H11ZM20 113L23 114V115H21ZM29 113H30L31 116L29 115ZM49 114L52 115V116H50ZM94 114L97 115V117ZM251 114L253 116H251ZM6 115H7V117H6ZM10 115H15L16 118H14V117L12 118ZM224 115H228L227 118L224 119ZM261 115H264V112H261ZM3 116H5L6 118L3 117ZM19 116L20 117H24L23 119L27 120V122L30 124V126H29V124H26L27 122L22 120V119H21V122L18 121L19 122L18 123L17 122V117L19 118ZM36 116L37 117L39 116L38 119L36 120L37 123H35V120H34V118L35 119L37 118ZM47 116L48 117L50 116L52 118L55 116L54 117L55 119L51 118V120L49 121L50 118H47ZM10 117H11L12 121H10L11 120ZM229 117H231V116H229ZM45 118H47L50 123ZM59 118H61V121H62V118H66L71 123H74L73 126L76 129L78 128L77 130H78V133L80 134V136H81V138L83 140V144H86L85 146L88 147V149H89V151H87L88 153H86V154H88L87 156H90L89 154L92 155V157H90V159L94 162L95 166L97 165L96 168L98 167L97 168L99 170L98 174H99V177H100L101 181L97 182L98 177H97L96 174H95L96 175V179L92 180V177L94 178V176H95V175H93L94 173H88L87 174V171L84 170L85 168H87V170L90 169L88 164L85 163V161H83V159L86 160V157L83 158L81 156L82 154L84 155V153L79 148H77L78 146H77L75 140H73V141H75V145L74 146L75 147L77 146L76 149H79L78 151H80L82 154L81 153H80V155L78 154V152L76 151L75 147L73 146L74 142H73V144H70L71 143L70 141H72L71 140L72 136L71 137L69 136L71 134L70 131L68 130L69 128L65 125V123L61 122ZM235 119H236V117H235ZM28 120H30V121H28ZM15 121L17 122L15 124L16 125L18 124L17 125L18 127L20 126L18 128V130L19 129L20 130L19 131L15 130V131H17V133H15V135H14V134H12L11 130H8L7 128H16L13 125H11L12 122L14 124ZM7 122H9V123L7 124ZM23 122H25L24 123L25 125L23 124ZM47 122H48V125L46 124ZM59 122L61 124H63L61 126H64V127H60V123ZM206 122H208V123H206ZM33 123H35V124H33ZM31 124H33V125H31ZM50 124L52 126H49ZM6 125L7 126L10 125V127L9 126L7 127ZM11 126H13V127H11ZM47 126H49V127H47ZM56 127L57 128L59 127L58 129L62 128L63 131H65V132H67V131H69V132H67V133L64 132L66 135L65 134L62 135V132H63V131H61L62 129L61 130H58V129L56 130L55 129ZM49 128H50L51 131L53 130L54 132H51L49 130ZM23 129L25 131L26 130L27 131L25 132ZM5 130L7 131V133H6ZM30 130H32V131H30ZM35 130H36V132H35ZM37 130H39V131H37ZM43 130H45V132H47V133L45 134V132ZM239 130L244 136L240 135L241 133L238 132ZM8 131L11 134L9 133V135H8ZM59 131L61 133H58ZM18 132H19L20 135L18 134ZM32 132L34 134L33 136H32ZM42 132H44L43 133V134H45L44 136L49 134V132H50V134L51 133L54 134V136L52 134L51 135L49 134L48 136L44 137ZM142 132H143V134H142ZM210 132L211 133L213 132L212 135H211ZM214 132H215V134H214ZM24 133H26V134H24ZM36 133H38V135L40 134L42 136H40V135L37 136ZM55 133L58 136H56ZM68 133H70V134H68ZM16 134H17V136H16ZM35 134H36L37 139L34 138ZM251 134H252V136H251ZM258 134L259 135L261 134V135L259 136ZM61 135L63 136L64 139L62 138ZM95 135H97V136H95ZM233 135H235L236 137H234ZM142 136H145L146 138L142 137ZM17 137H19V139ZM24 137H26V139L29 138L28 142H27V140ZM38 137H39V139H38ZM68 137L70 138V141H68L69 140ZM233 137H234V139H233ZM244 137H245V139L247 138V140H245V141H246V143L248 145L245 143ZM49 138L52 139L54 142H52V140H50ZM65 138L68 139V140H66ZM97 138L99 140L101 139L102 141L95 140ZM240 138H241V140H240ZM35 139L37 141H34ZM24 140H26V141H24ZM59 140H60V142H59ZM234 140L236 142L235 144H234ZM242 140H243V143H241ZM6 141L8 142V144H6L7 143ZM44 141H45V144H47L45 146H48L49 150H47L48 148H45V146H43L42 142H44ZM55 141H56L57 145H55ZM64 141H66V142H64ZM9 142H11V143H9ZM46 142H49V144L46 143ZM57 142L60 143L61 146H59V144ZM97 142H102L104 144V147H100L97 144ZM260 142H261V140H260ZM262 142H264V141H262ZM15 143L16 144L18 143L17 144L18 146ZM21 143H23L25 146L23 144H22V146H20ZM41 143H42V145H41ZM52 143H53V145H52ZM66 143L67 144L69 143V144L67 145ZM229 143H231V144H229ZM238 143H239V145H236ZM11 144L12 145L15 144L17 146V148H21V147L23 148L24 147L25 149H27L26 152L28 154L24 153V151H25L24 148H23L24 150L21 148V150L23 152H19L21 150L17 149L16 147H14L16 150L13 149L12 152H10L11 149L13 148ZM240 145L243 146V147L241 148ZM251 145L253 147H251ZM33 146H35V147H33ZM55 146H57V147H55ZM70 146H71V148H70ZM10 147H12V148H10ZM27 147L29 149L34 148L35 151L32 152L30 150L28 152V148ZM50 147H51V149L54 148V153L52 152ZM59 147H60V149H59ZM72 147H73V149H72ZM55 148H58V151ZM62 148H64V149H62ZM74 149H75V151H74ZM242 149H243V152H241ZM35 152H38V154L35 153ZM49 152H50V154H49ZM75 152L81 157H79ZM256 152H257V154L258 153L259 154L257 156H254V155H256L255 154ZM249 153L250 154L254 153V154H252L253 156L250 155L251 158L248 157ZM25 154L27 156L28 155L29 156L28 157L27 156H23ZM34 154H35V156H34ZM31 155H32V157H31ZM36 155H37V158H36ZM14 157H16V158H14ZM48 157H50V158H48ZM6 158H8V161H6V162H9V163H7L9 166L6 164V162H4L5 160H7ZM26 158H27V160H25ZM28 158H29V160H28ZM33 158L35 159V161H34ZM42 158L47 164L42 160ZM16 159H19V160H17L18 162H21V160L24 159L22 161L25 162V165H24L23 162L18 163L16 161ZM36 159H37V161L39 160L37 162V164L40 161H42V163H40L41 166L38 164L39 166H37L35 168V166L37 165V164H34L36 162ZM51 159H53V160H51ZM87 159H88V157H87ZM11 161H12V163H11ZM13 161H15L16 164H15V162L13 163ZM120 162H121V164H120ZM10 164H13L14 166H10ZM19 164H22V165H20V167H19ZM42 164L48 165L47 167L49 169L45 165H43V166H45L44 169H47V170L45 171L44 169H42L43 168ZM4 166H6V167H4ZM173 166L174 167H178L179 163L178 162H174ZM8 167L11 168L10 169L11 173L8 172L9 171ZM40 167H42V168H40ZM3 168H7L8 169V170L6 169L7 172H4L3 170H5V169H3ZM27 168H29V167H27ZM27 168L25 170H27ZM64 169H66L67 171L64 170ZM22 170H21L22 173L20 172L21 175L24 174ZM37 170H40V171H37ZM42 170H43L44 173L43 172L40 173ZM16 171H15V173H16ZM18 171H17V174L19 173ZM62 171L63 172L65 171L68 176L66 175L65 172L63 173ZM89 172H90V170H89ZM10 174H12V175H10ZM61 177L64 178L65 182H64L63 178L61 179ZM39 178H41V179H39ZM80 178H83L84 181L82 179H80ZM20 179H22V178L20 177ZM59 179H61L63 181H61ZM22 180L24 181V179H22ZM74 180H76V181L79 180V182L77 183ZM80 180H82L85 183L84 184V185H86L85 187L83 185V182L80 181ZM104 180L107 181V185H106V183H104ZM92 181H94V182L96 181V182L94 183ZM12 182H14V181H12ZM88 182H89V184H88ZM79 183H82V185H80ZM110 183H111V186H113L115 188V191L118 192L117 195H119L121 199H123L125 202H127L129 204V206L131 207V210H129V211L126 210V211H128V212H126L125 209L122 208L124 210V212H123V210L120 207L121 205H119L118 207L114 206L113 203L111 204L112 201L109 202L111 205H108V206H110V207L106 206L107 204H109L108 201L111 200L110 196L106 195V194H108V193H106V191L108 190L107 187L110 186ZM69 184L73 185V187L71 185H69ZM87 184H88V186H87ZM69 186H71V187H69ZM65 187H69L71 189L65 188ZM95 187H96L97 190L98 189H99V191L101 190V192L105 191L104 192L105 196L109 197V198H107V199H106V197L103 198L104 197L103 196L104 193L102 195L99 191L97 192ZM89 188H94L95 191H92ZM66 190H67V193L69 191V193H71V194H66L64 192ZM79 190H80V192L82 191L84 194L82 195V192L80 193ZM86 190H88L89 192L91 191V192L89 193ZM73 191H75V192H73ZM161 191H162V193H161ZM92 192L97 193V195L94 194V193L92 194ZM73 193H75L76 197L74 195H73V197H71V195ZM98 193H100L101 195L100 194L98 195ZM58 194H59V196H58ZM159 194L160 195L162 194L163 196H160ZM63 196L67 197V199L65 197L63 198ZM80 196H82L83 200H78V199H82ZM97 196H98L99 199L103 196L102 197V202H101V199H100V202H99V199L97 198ZM60 197H62V198L60 199ZM74 197H75V199H73ZM87 197L88 198L90 197L89 202H88L87 199L84 200ZM93 197L95 198V200H94ZM169 197H170V199L172 201L169 199ZM54 198L52 200L50 198L49 202L53 203V200L56 199V198L55 199ZM69 198H72L70 200L71 201L73 200V202L74 201L75 202L72 203L70 200H68ZM63 199L64 200L66 199L64 201V203H65V206L69 205L68 207H65L63 202H61V201H63ZM164 199H166V200H164ZM91 200L92 201L94 200L95 202L94 201L92 202ZM103 200L107 204L105 202L103 203ZM66 201H67L68 204H66ZM78 201H83V202H78ZM6 202H8V203H6ZM166 202H168V203H166ZM169 202H170V204H169ZM84 203L86 205H84ZM97 203H99V204H97ZM102 203L106 204V205H103L104 208H103V206L99 207L100 205H102ZM74 204H76V205H74ZM87 205H88V207L92 208V210H94V212L91 211V209H88ZM95 206L100 210V212H102L103 209H104L103 211H105V209H106V211L100 213V212H98V210H97V208ZM83 207L85 209H88L89 211L88 210H84ZM114 207H116V208H114ZM119 207H120L121 211H120ZM75 208H77V209H75ZM75 210H77L76 214L79 213L80 215H82L83 219L81 218V216L79 214L75 216ZM96 210L98 212L97 214H95ZM65 211H66V213H65ZM84 211H86V212H84ZM209 211L212 214L211 217H210V220H212L215 217H217L218 214L216 213L217 211H216L215 208H210ZM82 212H83V214H82ZM89 212L90 213L91 212L94 213L96 218L94 216L90 217L89 216V214H90ZM12 213H15L16 215L13 214V216L15 215L17 217H15V216L13 217ZM57 213H58V215H57ZM92 213H91V215H92ZM119 213H121L122 215L119 214ZM84 214H85V217L87 215V217H88L87 219L84 218V216H83ZM1 215H0V217H1ZM7 215H9V216H7ZM120 215L125 217V219H123V221L125 220V222H126L128 220L126 222V225L124 224L125 222H122V219H121L122 217H120ZM153 215H154V217H152ZM106 216H110V217L107 218ZM5 217L7 218V220L5 219ZM76 217H79L80 219L76 218ZM10 218H12V219H10ZM90 218H91V220H90V222H88V224L89 223L90 224L86 225L87 224L86 222ZM93 218H95V219H93ZM98 218L99 219L101 218V220L98 221V223H100V224H98L99 226H96L97 225V220H99ZM113 218L117 219V222L119 221L120 223H117L116 220H114ZM153 218H155V219H153ZM69 219H68V221H69ZM106 219H107V221H106ZM33 220H35V221H33ZM82 220H85L86 222L85 221L84 222L86 224L84 222L82 223ZM94 220H96V221H94ZM155 220H156V223H155ZM3 221L5 222V225H3L4 223H2ZM8 221H9V223H8ZM16 221H18V222H16ZM24 221L27 224H25ZM36 221H37V223H36L37 226L36 227L37 228L39 227L38 229L35 227L36 224L34 222H36ZM105 221L107 223H105ZM109 221H111L113 224L111 222H109ZM94 222H96V225H95ZM101 222H103V223L101 224ZM128 222H130L131 224L135 223L134 227H131L133 224L132 225L131 224H127ZM161 222H164V221L162 220ZM31 223H33V224H31ZM91 223H94L93 226L95 225L96 228H92V226H90V225H92ZM104 223L107 225V227H106V225L104 226ZM108 223H111V224H108ZM29 224L32 227L34 226V228H35V231H33V233H31V228L32 227L31 228L28 227ZM38 224H39V226H38ZM111 225H113L114 228ZM138 226H139V224H138ZM14 227H15V229L17 228L20 232L23 231L22 232L23 235H22V233L20 234L17 229L13 230ZM22 227H23V229H22ZM27 227L30 228V229H27ZM98 227H99V229H98ZM102 227H106V228H102ZM115 227H116L117 230L115 229ZM166 227H164V228H166ZM24 228H26V229H24ZM34 228H32V229H34ZM107 228H108V231H107ZM131 228H133V229H131ZM135 228H136V230H135ZM138 228H140V227H138ZM21 229H22V231H21ZM92 229H93L94 234L92 233ZM166 229H168V227ZM71 230L73 231V229H71ZM86 230H88V231H86ZM98 230H100V231H98ZM132 230H134V232ZM201 230H203V232L206 233V237L205 238L206 239L208 238V241L210 242L209 243L205 239L206 242H208V245H206L205 244L206 243L205 240L202 238L200 240V242L203 241L202 243L205 244V245L202 244L204 248L205 247L208 248L210 246L213 249V248H215V246L217 247L218 243L216 244V242L213 241L214 240L213 238L214 237H220L218 235V234H220L221 235L220 239H223V243L225 244L226 248L232 250L235 253L238 252L240 247L238 246V244L234 243L233 237L229 235V234H232V232H233V230L230 229L229 227L227 229H223V230L219 229L218 231L215 230L212 227H208V228L207 227H203ZM204 230H206V231H204ZM15 231L18 232V233H16ZM95 231L99 232V233L97 234ZM102 231L104 232V234H103ZM199 231H200V229H199ZM199 231H197V232H199ZM229 231H230V233H229ZM37 232H39V233H37ZM40 232H42V233H40ZM7 233L9 235H7ZM34 233H36V235L38 234L40 236L34 237L35 236ZM225 233H226V235L228 234L230 236V238L231 237L232 238L230 239L229 237H227L228 235L226 236ZM24 234H26V235L28 234V235L25 236ZM124 234L128 235L130 238L128 236L126 237ZM213 234H214V236H213ZM16 235L18 237H16ZM29 235H31V236H29ZM137 235H139V236H137ZM5 236H7V237H5ZM8 236L9 237L11 236L12 239L15 237V238H17V240L15 238H14L15 240L14 239L12 240ZM32 236L34 238H37V239H34ZM45 236L50 241L47 240ZM59 236H60V238H59ZM20 237H22V239H20ZM28 237H30V238H28ZM51 237H53L52 238V240H54L53 242L51 241ZM121 237H123V238H121ZM136 237H139V238H136ZM210 237L213 240L210 239ZM43 238L46 240V243H45V240ZM9 239H11V241ZM30 239H31V241H30ZM130 239H132V240H130ZM19 240H22V241H19ZM116 240L119 241V242H117ZM7 241H10V244H9V242L7 243ZM23 241H24V243L30 242L29 244H31V245H28L27 243L25 244L26 246L24 244H20ZM32 241H34V242H32ZM121 241H123V242H121ZM143 241H145V240H143ZM211 241H213V243L215 242L214 243L215 246L214 245H209V244H213ZM18 242H20L19 243L20 245L17 244ZM4 243H6V244H4ZM15 243H16L17 246L14 245ZM50 243H51V245H50ZM52 243H53V248L51 247ZM128 243H129V245H128ZM43 244H45V245L43 246ZM59 244H61L65 248L60 247L61 245H59ZM123 244H125V246ZM110 245H111V243H110ZM121 245L123 247H121ZM18 246L20 248L19 250H17ZM55 246H57V247H55ZM115 246H118V247L116 248ZM140 246H142V244ZM14 247H15V250H14ZM59 247H60V250H59ZM12 248H13V250H12ZM43 248L45 249V251H42ZM66 248H67V251L64 250ZM102 248H104V249H102ZM123 248H124V250L120 251V249H123ZM211 248H209L210 250L205 248L206 251L208 250L211 253L210 254L209 252H207V254H210V256L207 257L208 259L210 257V260H211V255H212V259H213V254H214L213 253L214 249L211 252ZM48 249H50L51 251L48 250ZM101 249L104 250V251H102ZM46 250H48L49 254H51L53 256L50 255V257H49L48 252H46ZM55 250H56V252H55ZM57 250H58V252H57ZM61 250H63L64 253ZM68 251H69V254H67ZM9 252H10V254H9ZM40 252H45L44 255L45 256L47 255L46 257L50 261L47 258H45V256L42 258V259L45 258L44 260L40 259L39 257L37 258L36 255L39 256ZM60 252L63 254V256H62V254ZM100 252H102V253H100ZM35 253H38V254L35 255ZM59 253H60V255H59ZM123 253H122L121 256L124 258L127 255L124 256L125 253H124V255H123ZM7 254H9V256ZM31 255H33V256H31ZM65 256H66V258H65ZM35 257L38 260L35 259ZM7 259H8V261H7ZM34 259H35L36 263L34 262ZM242 259H245V257L243 255H242ZM124 260H125L124 261L125 263H129L130 262V261H128V260H130L129 257H126V259L124 258ZM5 261H7V262L5 263ZM46 262H48V263H46ZM238 262H236V264H238ZM67 264H69V263H67ZM241 264H242V262H241Z\"/></svg>",
  "mask_w": 264,
  "mask_h": 264
},
{
  "label": "built area",
  "instance_id": "obj_3",
  "mask_svg": "<svg viewBox=\"0 0 264 264\" xmlns=\"http://www.w3.org/2000/svg\"><path fill=\"white\" fill-rule=\"evenodd\" d=\"M170 15V14H169ZM181 22V21H180ZM176 24H178V23H176ZM191 33V32H190ZM183 35H185V33L183 34Z\"/></svg>",
  "mask_w": 264,
  "mask_h": 264
}]
</instances>
